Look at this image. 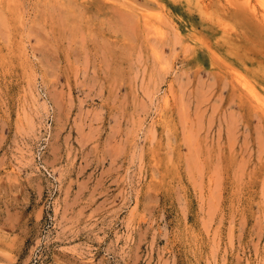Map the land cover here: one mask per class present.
<instances>
[{
  "label": "rangeland",
  "instance_id": "1",
  "mask_svg": "<svg viewBox=\"0 0 264 264\" xmlns=\"http://www.w3.org/2000/svg\"><path fill=\"white\" fill-rule=\"evenodd\" d=\"M261 1L0 0V264H264Z\"/></svg>",
  "mask_w": 264,
  "mask_h": 264
},
{
  "label": "bare ground",
  "instance_id": "2",
  "mask_svg": "<svg viewBox=\"0 0 264 264\" xmlns=\"http://www.w3.org/2000/svg\"><path fill=\"white\" fill-rule=\"evenodd\" d=\"M261 1V0H260ZM264 1V0H263ZM262 4V1L260 2ZM263 6V5H262Z\"/></svg>",
  "mask_w": 264,
  "mask_h": 264
}]
</instances>
